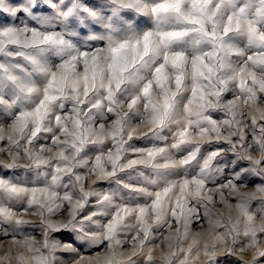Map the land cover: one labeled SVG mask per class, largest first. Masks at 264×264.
I'll return each instance as SVG.
<instances>
[{
    "label": "clouds",
    "instance_id": "clouds-1",
    "mask_svg": "<svg viewBox=\"0 0 264 264\" xmlns=\"http://www.w3.org/2000/svg\"><path fill=\"white\" fill-rule=\"evenodd\" d=\"M0 264H264V0H0Z\"/></svg>",
    "mask_w": 264,
    "mask_h": 264
},
{
    "label": "snow or ice",
    "instance_id": "snow-or-ice-1",
    "mask_svg": "<svg viewBox=\"0 0 264 264\" xmlns=\"http://www.w3.org/2000/svg\"><path fill=\"white\" fill-rule=\"evenodd\" d=\"M145 44H146V46H147V38H146V40H145ZM113 51H116V50H113Z\"/></svg>",
    "mask_w": 264,
    "mask_h": 264
}]
</instances>
